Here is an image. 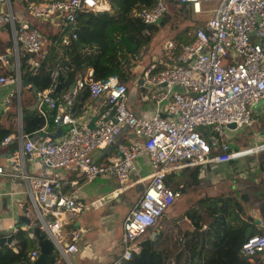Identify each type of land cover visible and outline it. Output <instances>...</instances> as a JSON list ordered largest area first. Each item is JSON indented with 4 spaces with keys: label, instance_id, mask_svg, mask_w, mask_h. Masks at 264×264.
Here are the masks:
<instances>
[{
    "label": "built area",
    "instance_id": "2783aa9c",
    "mask_svg": "<svg viewBox=\"0 0 264 264\" xmlns=\"http://www.w3.org/2000/svg\"><path fill=\"white\" fill-rule=\"evenodd\" d=\"M167 1L175 0H156L150 8L134 11L133 15L145 24H156L166 11ZM178 1L190 5L194 15L208 14V17L188 31V41L168 37L160 57L142 68L135 83L143 88L145 99L154 105L150 113L136 115L127 107L128 88L116 75L78 80L59 97L54 95V84L36 94L52 111V122L64 131L56 138L26 136L17 159L20 163L24 155L38 157L49 168L76 169L88 181L113 176L122 190L130 174L137 172L139 159L146 158L151 171L135 180L146 184L123 218L121 250L108 264L131 260L141 248L140 238L181 195V184L173 188L165 183L170 172L235 161L264 151V140L245 148H231L225 133L226 125L232 122L236 128L249 126L254 107L258 103L264 106V0ZM107 9L102 0L28 3L33 16L59 18L65 28L73 26L77 12ZM5 26L11 33L16 69L14 75L1 76L0 85L20 84V48L41 56L46 37L27 22H16L11 0H0V27ZM71 37L76 39L73 31ZM60 43L68 44V36H63ZM57 73L53 71L54 79ZM143 83L153 87H145ZM83 87H88L91 98L104 97L107 106L92 125L81 123L71 114L78 90ZM199 128L208 131L202 134ZM126 129L137 140L118 143V156L113 160L94 161L93 151L112 145ZM8 140L6 136L1 143ZM3 172L0 166V175ZM20 175L28 187L25 215L32 218L27 231L34 233L32 227L36 225L63 256L75 252L76 230L69 232L70 241L63 247L59 238L64 235L68 217L81 206L74 198L58 191L54 178L29 175L26 171ZM240 251L251 264H257L254 256L264 253V230L247 236ZM38 255L39 246L35 244L16 264H35Z\"/></svg>",
    "mask_w": 264,
    "mask_h": 264
},
{
    "label": "crops",
    "instance_id": "0c3cea01",
    "mask_svg": "<svg viewBox=\"0 0 264 264\" xmlns=\"http://www.w3.org/2000/svg\"><path fill=\"white\" fill-rule=\"evenodd\" d=\"M19 1L21 7H18L16 11L12 7L16 22H27L30 26L42 31L46 37L41 55L46 52V47L50 43L49 36L58 34L62 37L67 35L59 18L40 19L33 16L28 10V3L47 0ZM102 3L108 7V12L114 13V9L108 0H102ZM25 11H28L32 16H28ZM4 40V37L0 38V77L10 76L6 70L14 71L12 46L10 48L5 47ZM162 47L163 45L153 49L146 47L141 64L134 67L133 70L138 68L141 71L152 59L160 57ZM30 60L32 64L35 63V59ZM92 74V68L84 69L77 76L71 89L78 80L93 78ZM136 77L133 87L128 88L127 107L136 115L148 114L153 110L154 105L145 99L144 91L135 83ZM19 85L15 83V87L9 96L2 99L5 105L0 104V133L6 132L5 137H9V140L4 144L1 143L2 138H0V166L4 171L0 175V229L11 226L19 215L25 214V209L28 206V187L20 173L26 171L29 175L54 178L57 182L58 191L74 198L81 206L79 210L68 217L64 235L59 238V243L63 247L64 243L70 241L69 232L73 229L76 230L78 238L74 243L77 250L68 252L66 256H63L58 248H55L56 261L54 264H108L119 255L121 250L120 239L123 218L146 184V181L142 183L135 182V180L147 176L151 171V166L145 157H141L138 161L137 172L130 174L128 184L121 190L113 176L98 177L88 181L76 169L49 168L43 164L40 158L28 155H24L23 162L19 163L20 149L26 136L56 138L64 131V128L56 126L52 122V111L45 103L39 101L34 90L25 92L30 88V85L27 83L26 86H20L18 91ZM79 90L81 91V88ZM259 104L261 103H258L253 109V117L260 115ZM106 108L104 97L91 98L89 96L82 104L80 112L75 114L71 111V114L81 123L92 125V122L103 114ZM28 117L40 119L42 125L30 133H26L24 129ZM233 132L229 128L225 130L230 147H247L234 144L229 140L233 136ZM136 140L137 137L131 132L127 129L123 130L115 143L109 147L93 151L92 157L97 163L113 160L118 156V143L127 144ZM260 140H264V137L257 138L255 143ZM255 154L260 155L258 152L236 161L211 163L204 167L185 168L170 172L167 175L168 185L175 188L181 184V195L166 208L157 224L140 238V246L148 238L158 240L163 238V234H166L164 238L167 239V244L171 247L170 253L179 254L184 244L196 237L194 236L196 234L195 221L202 222L201 229L206 227L205 221L208 218L206 219L204 215L206 213L205 208L210 206L211 201L209 200L224 197H234L240 200L245 217L254 219L252 223L257 225L258 230L254 232L255 229L250 226L248 228L249 233H259V231L264 230V213L261 211L264 197L254 205L252 199L256 200L255 192L257 190L246 183L250 178L255 179L262 176L257 172H259V160H264V158H246ZM247 160L249 161L247 162ZM252 166L254 167L252 168ZM32 228H37V226L34 225ZM28 229H20L24 232L21 238L17 237L20 230L16 231L14 245L6 244L0 249V262L7 254L14 256L25 254L37 244V236L27 231ZM176 240L177 242H175ZM254 258L259 264L264 259V253L261 256L255 255Z\"/></svg>",
    "mask_w": 264,
    "mask_h": 264
},
{
    "label": "trees",
    "instance_id": "16d2710c",
    "mask_svg": "<svg viewBox=\"0 0 264 264\" xmlns=\"http://www.w3.org/2000/svg\"><path fill=\"white\" fill-rule=\"evenodd\" d=\"M108 1L114 13L108 11L76 13L73 26L65 28L66 36L69 38L68 44H61L60 40L63 36L56 34L49 36L50 43L41 56L20 48V76L22 79L28 76L30 85L25 92L31 90L39 92L55 84L54 95L59 97L69 91L77 76L89 67L93 69V79L116 75L118 81L124 83L127 88L136 76V79L141 76L138 68L133 69L141 64L157 23L145 24L134 16L133 12L150 8L156 0ZM166 3L173 5L176 16L181 14H184V18L189 15L194 16L190 5L185 2L175 0ZM166 17L168 16L165 11L158 23L161 24ZM192 22L195 20L193 19ZM190 27L184 28L175 36L188 41L190 37L187 33ZM71 31L76 34V39L71 37ZM1 37L5 38L4 46L10 48L11 33L7 26L0 27ZM32 58L35 59L34 64L31 63ZM1 70L3 71L2 68ZM54 70L58 72L55 79L52 77ZM6 72L10 75L15 74L13 70ZM88 97V87L81 88L71 111L78 114ZM258 117L263 121L260 134L264 137V109ZM41 125L40 119L28 117L24 130L30 133ZM5 134L6 132H1L0 138L3 139ZM262 165L263 160H259L258 167L261 168ZM165 183L168 185L167 178ZM209 201H211L210 206L205 208L204 215L206 219L208 218L205 221L206 227L201 229L202 222L195 221L194 236L196 237L186 242L179 254L170 253L171 247L164 238L166 234H163V238L158 240L148 238L142 242L139 252L134 253L131 260L125 261L124 264H251L241 253L240 247L247 236L258 230L257 225L252 223L254 219L245 217L241 201L234 197ZM250 226L255 229L254 232H248ZM18 235L17 237L21 238L24 232L20 230ZM26 254L27 252L16 256L7 254L0 264H16L24 259ZM259 264H264V259Z\"/></svg>",
    "mask_w": 264,
    "mask_h": 264
},
{
    "label": "rangeland",
    "instance_id": "374dc122",
    "mask_svg": "<svg viewBox=\"0 0 264 264\" xmlns=\"http://www.w3.org/2000/svg\"><path fill=\"white\" fill-rule=\"evenodd\" d=\"M12 7L13 9L16 11L18 9V7H21L20 5V1L19 0H12ZM174 7L172 4L170 3H166V12H167V16L166 19H163L162 23H157L155 30L152 32V36H151V40L148 44V48L147 49H153L156 46H162L164 41L173 35H177L180 31H182L184 28H187L188 26L190 27V30H192L195 25L198 22L203 21L206 17H208V14H203V15H199V16H192L189 15L186 18H184V14L182 15H174V11H173ZM25 13L28 14V16H32L28 11ZM195 20V22H192V20ZM191 22V24H190ZM189 30V31H190ZM146 55H148V52H146ZM134 80H132L130 82V87H133L134 85ZM260 109L258 111L262 112L264 109L263 104H259ZM262 125H263V121L260 117H253L252 115V122L249 126H244V127H238L233 129V136L231 138H229V140L234 143V144H238L243 146H249L252 145L256 142L257 138H260L261 134H260V130L262 129ZM202 134L206 133L208 131L207 128H199L198 129ZM260 155L255 154L252 155L250 157H246V158H258V157H262L264 158V151L259 152ZM249 160H247L248 162ZM254 166H252L253 168ZM257 174H261L262 176H264V160H263V165L261 166V168L259 167V172H257ZM261 177H256L255 179L250 178L248 179V181H246L247 184H249L250 186L256 188V200L252 199L254 203V205L259 201L262 200V198L264 197V178ZM114 179V178H113ZM261 179V180H260ZM115 180V179H114ZM257 181V182H256ZM114 182L112 181V184ZM132 191H134V189H132ZM261 206V205H260ZM260 208V207H259ZM262 253H257L256 256H261Z\"/></svg>",
    "mask_w": 264,
    "mask_h": 264
},
{
    "label": "water",
    "instance_id": "95a60500",
    "mask_svg": "<svg viewBox=\"0 0 264 264\" xmlns=\"http://www.w3.org/2000/svg\"><path fill=\"white\" fill-rule=\"evenodd\" d=\"M160 19L157 20L156 23H158ZM13 69L15 70L16 67L13 66ZM19 70V67H18ZM20 72V70H19ZM28 83V76L25 78H21V83L18 86V91L20 90V86H26ZM140 83H142V79L140 80ZM145 87H150L152 88L153 85L148 84V83H143ZM15 87L14 82H8L6 84H1L0 85V104L2 102V99H5L6 97L9 96L11 93V90H13ZM34 93L36 94L37 91L34 90ZM4 101V100H3ZM227 128L229 129H235L236 125L235 123H229L226 125ZM117 139V138H116ZM109 147V146H108ZM106 148V147H105ZM261 211L264 213V204L261 206ZM45 219H49L48 216H45ZM30 219L25 216V214H21L18 216L17 220L8 227L0 229V249L4 247V245H14L15 243V232L20 230V229H25L29 227ZM33 231L35 235L37 236V244L39 246V255L35 259L34 263L35 264H54L56 261L55 253L54 250L57 248L54 244V242L49 238L45 237L44 234L39 230V228H33Z\"/></svg>",
    "mask_w": 264,
    "mask_h": 264
}]
</instances>
